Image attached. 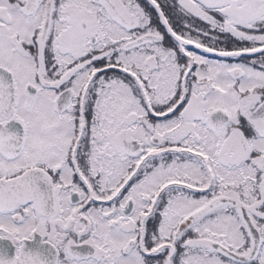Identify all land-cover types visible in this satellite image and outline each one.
<instances>
[{
    "label": "snow or ice",
    "instance_id": "1",
    "mask_svg": "<svg viewBox=\"0 0 264 264\" xmlns=\"http://www.w3.org/2000/svg\"><path fill=\"white\" fill-rule=\"evenodd\" d=\"M0 264H264V0H0Z\"/></svg>",
    "mask_w": 264,
    "mask_h": 264
}]
</instances>
